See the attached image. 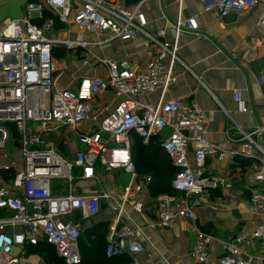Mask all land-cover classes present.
<instances>
[{
    "label": "built area",
    "instance_id": "2783aa9c",
    "mask_svg": "<svg viewBox=\"0 0 264 264\" xmlns=\"http://www.w3.org/2000/svg\"><path fill=\"white\" fill-rule=\"evenodd\" d=\"M25 1L24 14L0 29V159H7L0 167V264H23L13 249L16 246L24 249L39 240L53 246L66 264H81V229L71 217L76 211L95 216L104 202L113 204L116 212L109 227L107 254L130 253L129 264H140L146 234L143 228L122 222L126 202H131L135 211H144L143 203L131 196L134 189H141L132 157L135 135L146 143L158 137L161 148L177 169L172 179L175 193L158 201L157 220L162 228L169 227L176 217L196 222L203 197L213 189L231 186L227 177L206 173L208 157L223 159L226 152L209 141L207 113L195 101L166 98L176 80L174 66L180 61L177 55L180 34L191 32L201 38L208 35L201 31L195 17L183 18L184 0H175L179 16L171 28V41L162 40L164 31L146 30L143 6L147 0H136L133 7L117 0ZM200 1L206 11L222 17L248 13L259 3V0ZM46 12L48 17L44 16ZM56 21L66 25L58 30L65 37L56 35ZM257 25L262 37L251 38L254 48L264 47V11ZM139 36L142 40L136 43L137 48L153 45L157 50L143 69L133 68L127 61L99 58L105 75L83 77L75 88L57 87L66 67L54 55V48L85 53L113 40H134ZM83 61L86 64L89 58ZM257 80L264 84V71ZM106 91H112L119 101L108 113L103 114V110L93 113L92 101ZM155 92H159L156 102L140 99ZM235 95L241 110H245L241 92L236 91ZM88 121L94 126L81 128ZM10 124L18 132L17 141ZM261 130L264 129L259 127L241 134L242 140L254 144L264 161V150L252 138ZM70 134L84 148L65 157L55 149L53 140L65 137L69 146ZM11 142L20 152V159L10 158ZM191 143H194L193 161ZM74 168L80 169L81 180L95 178L98 168L105 172H128L131 178L124 199L118 201L106 190L76 195ZM10 172L14 174L8 182L6 175ZM254 180L257 189L250 199V210L263 216L264 167L258 169ZM54 182L59 186L54 187ZM196 231L192 256L207 264L213 236ZM258 243L260 255L254 252ZM249 263L264 264V224L250 235L240 232L224 243V252L218 260V264Z\"/></svg>",
    "mask_w": 264,
    "mask_h": 264
},
{
    "label": "crops",
    "instance_id": "0c3cea01",
    "mask_svg": "<svg viewBox=\"0 0 264 264\" xmlns=\"http://www.w3.org/2000/svg\"><path fill=\"white\" fill-rule=\"evenodd\" d=\"M117 1L126 7H133L136 2ZM25 4V0H0V29L9 20L21 17ZM263 11L264 0H259L258 5L248 13L222 17L214 11H206L200 0H184L183 18L195 17L201 31L208 38L198 37L191 32L180 34L177 51L180 61L174 66L176 80L169 87L166 98L195 101L207 113L209 141L222 146L226 152L223 159L208 157L206 173L227 177L231 186L213 189L203 197V206L196 222L176 217L169 227L162 228L157 220L158 201L171 193L164 190L153 191V172L141 173L137 170L136 181L141 189H134L131 196L143 203L144 211L139 213L134 210L131 202H126L122 222L139 226L146 234L147 240L145 250L140 256V264H205L192 256L197 229L213 236V248L207 264H218L219 257L224 252V243L240 232L250 235L256 227L264 224V215L254 214L249 206L252 194L257 189L254 176L259 168L264 167V161L254 144L242 140L241 134V131H256L259 127L264 129V84L261 85L257 80L264 71V47L254 48L250 42L252 37H262L257 22ZM143 12L147 20L146 30L151 33L164 31L162 40L171 41V28L179 16L175 0H147ZM58 30L60 28L57 27L56 35L65 37ZM139 40L142 37L134 40H113L102 47H92L85 53L67 50L68 57L60 59L66 69L59 76L57 87L75 88L83 77L105 75L106 69L100 66L99 58L127 61L133 68L143 69L157 50L153 45L137 48L136 43ZM87 58L89 62L85 64L83 60ZM236 91L242 94L245 110H241ZM140 99L143 102H156L159 92ZM118 101L112 91H106L92 101V112L103 110V114L108 113ZM9 126L17 141L19 135L16 128L12 124ZM93 126L88 121L81 128L90 129ZM252 138L264 150V130L255 133ZM53 141L55 149L65 157L82 148L74 134L69 135V146L65 144V137L59 136ZM61 145L63 152L58 149ZM8 148L10 158L20 159V152L15 144L11 142ZM193 152L194 143H191V161ZM6 160L0 159V167ZM166 171L162 164V172L167 173ZM73 173L76 195L106 190L118 201L124 199L128 185L119 184L120 180L125 176L129 181L131 178L124 170L105 172L102 168H98L95 178L88 180L78 178L81 174L78 168H74ZM11 174L6 175L8 182L12 179ZM169 177L164 176V181H168ZM56 186L59 184L54 182V187ZM54 191L58 192L56 189ZM174 193L173 190L172 194ZM112 207L113 204L104 202L95 216L88 217L80 211L72 215L71 218L81 229V264L130 263V253L115 256L106 252L110 243L109 227L116 214ZM43 242L45 241L39 240L27 244L24 249L16 246L13 252L21 257L23 264H45L42 258L46 264H54L50 262L48 250L42 247ZM254 250L257 255L261 254L259 243Z\"/></svg>",
    "mask_w": 264,
    "mask_h": 264
},
{
    "label": "trees",
    "instance_id": "16d2710c",
    "mask_svg": "<svg viewBox=\"0 0 264 264\" xmlns=\"http://www.w3.org/2000/svg\"><path fill=\"white\" fill-rule=\"evenodd\" d=\"M44 16L48 17L49 14L46 12ZM56 22V26L58 28H66L64 24L59 23L58 21ZM54 55L57 56L59 59H63L68 57L69 54L65 48L57 47L54 48ZM134 142L135 143L132 146V157L137 170L141 173L150 171L153 172V191L164 190L165 192H169L172 194L173 189L171 187V181L174 178L177 169L172 165L168 154L166 152H163V150L161 149L159 138L154 137L150 140L148 144H144L143 140L139 136L135 135ZM162 164L165 167V170H167V173L162 172ZM10 173H12L11 176H13L14 173ZM164 176H170V179L168 181H164ZM42 247H44V250H48L49 253V250H52V253L57 256L55 248L49 245L47 242H43ZM52 253L49 254L50 258L51 256H53ZM59 259L61 260L62 264H66L63 259ZM127 264H129V262Z\"/></svg>",
    "mask_w": 264,
    "mask_h": 264
},
{
    "label": "rangeland",
    "instance_id": "374dc122",
    "mask_svg": "<svg viewBox=\"0 0 264 264\" xmlns=\"http://www.w3.org/2000/svg\"><path fill=\"white\" fill-rule=\"evenodd\" d=\"M66 26V25H65ZM64 59V58H63ZM10 144V143H9ZM81 145V147L82 148H84V146L82 145V144H80ZM58 149L61 151V152H63V150H64V148H63V146L61 145L60 147H58ZM75 173H76V171H74ZM128 176H130L129 174H128ZM128 181H129V179H128V177L127 176H125L124 178H122L121 180H120V182H119V184H123V186H125V185H127L128 184ZM66 186V185H65ZM50 251V253H52V250H49ZM49 253V254H50ZM53 254V253H52ZM42 260H43V262L46 264V261H45V259L44 258H42ZM50 262L51 263H54V264H62V262H61V260L55 255V254H53V256H51V258H50Z\"/></svg>",
    "mask_w": 264,
    "mask_h": 264
}]
</instances>
